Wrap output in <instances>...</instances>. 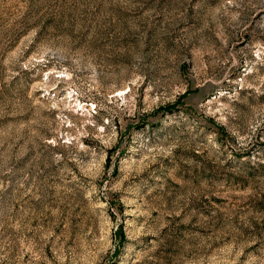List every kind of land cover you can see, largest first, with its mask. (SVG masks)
I'll return each instance as SVG.
<instances>
[{"label": "rangeland", "instance_id": "rangeland-1", "mask_svg": "<svg viewBox=\"0 0 264 264\" xmlns=\"http://www.w3.org/2000/svg\"><path fill=\"white\" fill-rule=\"evenodd\" d=\"M0 264H264V0H0Z\"/></svg>", "mask_w": 264, "mask_h": 264}]
</instances>
